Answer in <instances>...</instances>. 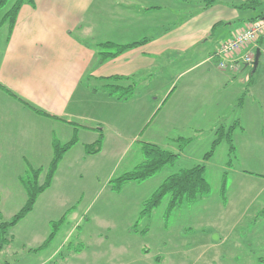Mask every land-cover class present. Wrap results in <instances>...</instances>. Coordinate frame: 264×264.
I'll list each match as a JSON object with an SVG mask.
<instances>
[{"label": "crops", "instance_id": "0c3cea01", "mask_svg": "<svg viewBox=\"0 0 264 264\" xmlns=\"http://www.w3.org/2000/svg\"><path fill=\"white\" fill-rule=\"evenodd\" d=\"M248 1L226 0L224 2L226 7L238 8L248 13L240 19L224 21L225 23L222 22L223 20H218L214 26L222 24L223 31H218L214 26L212 29L215 30L212 31L210 25L213 22L202 25L199 22L200 16L194 18L197 23L192 28L187 27L186 22L178 27L170 26L172 22L161 25L149 24L160 19L159 16L151 17V15L162 12L174 13L179 16V20L187 19L189 16L183 17L185 11L183 7L185 4H190V0H138L135 8L138 10L139 19L127 22L123 15L113 34L99 41L108 40L124 45L128 44L125 40L128 37L137 36L140 40H136L137 44L120 54L102 61L98 60L100 55L96 54L97 50L86 47L78 36L84 29L83 19L86 22L84 24H89L91 21L90 18L81 17L79 13L83 9L86 11L88 7L95 11L93 0H34L33 5L24 3L11 29L6 24H0V192L5 183L8 187L17 184L18 190H15L18 193L24 190L25 196H23L26 200L25 188L20 177L31 167L47 165L54 139L65 142L74 133L77 135V142L64 154L67 156L74 147L78 148V144L91 143L97 138L95 129L78 127L75 130L74 126L60 118L102 128L101 123L105 121L97 115V107L103 103L120 104V118L124 119L128 116V120L134 122L132 125L134 130L139 129L138 131L153 111L155 114L167 104L165 116L171 121L167 124L181 125L182 128L177 130L186 129L196 133L201 132V125L207 121L224 125L228 115L227 109L237 104L240 111L238 110L239 113L234 116V121H237L238 125L231 129L234 151L231 155L229 151L227 153L228 158L222 168L219 193L222 184L226 187L228 181L231 185L238 181L244 187H255L262 192L264 188V67L258 69L253 65H242L234 71L220 70L216 65L217 58L212 57L220 43L244 27L248 21L264 13V0H256L260 5L255 7H241ZM199 3L201 5L199 7H206L202 1ZM258 6L261 7L257 9ZM123 10L125 11V5ZM196 10L199 11L198 8ZM176 19L177 17L173 21ZM142 20L145 23L141 24ZM263 40L264 34L259 36L253 46H250L254 54L256 49L260 51V56L264 54L261 46ZM202 42L206 45L200 46ZM247 67H250L251 71L245 73ZM112 75L124 76L128 79L125 80L127 83L135 85V92L129 99L118 100L101 88L92 90L91 87H101L102 79ZM253 76H256L255 79ZM152 78H159L156 81H161L163 86L151 90L146 99L140 98L142 92L149 88ZM2 87L8 91L6 92ZM142 87L145 89H141ZM156 99L158 101H155ZM24 102L48 115L34 111ZM142 106L151 110L141 114ZM254 107L258 108L257 112H254ZM213 130L211 129L212 132ZM175 135L185 137V134ZM194 135L196 134H192ZM195 138L196 136L192 141L198 140L199 136ZM146 141L153 142L151 139ZM174 141L170 140L172 143ZM40 154H42L41 160L32 158L33 155ZM65 156L62 157L57 171ZM202 157L199 162L202 161ZM229 157H231L230 161ZM183 158L187 156L183 155ZM57 171L50 186L38 194L30 211L38 213L39 219L35 225L31 228L26 227L23 232L33 237V241L39 245L29 249L27 253L37 254L49 248L51 251L49 255L38 264H53L58 255L59 258L64 259L79 253L77 256L79 259L81 253L86 251L92 256L97 257V253H101L102 257H106L107 248L117 249L119 245L103 243L110 234V226L107 223L92 235L93 240H100L95 241L92 249L88 248L91 243L85 245L80 242L67 243V236L61 243L50 246L48 241L55 234L49 240L46 237L51 232L52 222L63 215L65 220L66 214L73 207L62 212L60 216L63 204L81 203L87 196L82 193L75 197L67 196L64 202L60 200L58 197L60 192L56 190ZM78 174L82 175L80 172ZM125 184L136 183L128 181ZM51 193L56 196H51ZM66 193L61 192V194ZM205 197L207 195L192 204L198 203L201 206L203 202L206 203ZM235 198L221 196L216 202L224 210L229 203L235 211ZM263 209L264 205L260 206L258 211L250 213L251 216L249 215L248 223H251V227L246 228H252L248 231L251 236L256 230L252 225L264 222V215L261 214ZM249 210L250 208L246 207L238 209L237 211H241L238 219L246 217ZM80 217L77 222L83 220ZM162 217L164 220L168 219L163 213ZM132 226L129 225L127 228L132 229ZM196 226L201 227L199 224ZM77 228L78 225L68 235ZM81 231H87V228L80 229L79 232ZM126 234L131 238L137 236L136 231L128 233L127 230ZM216 236L217 234L213 235V241L221 239L220 234L218 238H215ZM62 250L66 252L64 256L60 253ZM122 252H124L123 248ZM107 256L109 257V253ZM80 261L81 259L76 262Z\"/></svg>", "mask_w": 264, "mask_h": 264}, {"label": "rangeland", "instance_id": "374dc122", "mask_svg": "<svg viewBox=\"0 0 264 264\" xmlns=\"http://www.w3.org/2000/svg\"><path fill=\"white\" fill-rule=\"evenodd\" d=\"M13 1L10 0L3 9L10 6ZM190 1V4H185L183 7L185 9L183 17L189 16L187 19L179 20V16L174 13L162 12L151 15V17L159 16L160 19L157 22H149V24L157 23L161 25L172 22L170 26L175 25L178 27L186 22L187 27L192 28L197 23L194 18L200 16L199 22L202 25L213 22L210 25V30L214 31L215 29L213 30L212 27L218 20H223L222 22L225 23L224 21L240 19L248 13L238 8L226 7L224 4L226 0ZM199 1H202L206 7H199L201 6ZM93 3L95 11L88 7L87 12L83 9L79 13L81 17L85 16L84 18H90L91 21L89 24H84L86 22L83 19L84 29L80 31L78 36L86 47H93L97 50L96 54L99 56L101 50L99 44L105 42L99 40H105L110 34H113L115 27L118 26V21L122 19L123 15H125L127 22L139 19L138 10L135 8L138 0H93ZM123 5H125V11ZM260 7L256 8L259 9ZM197 8L199 11L196 10ZM3 9L0 10V20ZM175 17L177 19L173 21ZM144 20L149 21L146 18ZM144 20L140 23H145ZM223 27L222 24L214 26L218 31H223ZM125 40L128 44H131L134 43L133 41H139L140 38L137 36L128 37ZM199 45L205 46L206 43L202 42ZM261 46L264 50V40ZM246 51L254 53L251 47ZM262 67H264V54L259 56L257 63L258 69ZM250 71V67L245 69V73ZM255 77L253 76L254 79ZM156 80H159V78H152L149 88L142 92L140 98L146 99L151 90H157L163 86L161 81ZM141 89L145 88L142 87ZM155 101H158V99ZM97 108V115L105 121L101 123L103 137L100 151L93 155H86L84 154L83 145L78 144V148L74 147V150L69 152L67 156L64 155L65 158L56 174L58 185L56 190L60 192L58 195L60 200L64 202L67 196L75 197L82 193L87 196L84 197L81 203L65 204V202L63 204L62 211L59 213L60 216L62 212L73 207L70 208L65 220L58 226L59 229L48 242L50 246H55L67 236V243L80 242L83 245L91 243L88 248L92 249L91 247L95 241H100L93 240L92 235H95L107 223L110 226V234L103 243L119 245L117 249H106L109 257L107 253L106 257H102L101 253H97L96 257L86 251L81 253L79 259L77 258L79 253L70 257L67 256L64 259L59 258L58 255L53 264H264V222H258L255 226L252 225L256 228L252 236L248 234V231L252 228H246L251 227V223H248L250 213L258 211L260 206L264 205V188L262 192H259L255 187H244L238 181L231 185L228 181L224 195L225 198L230 199L236 197L234 201L235 211L229 203L227 209L224 210L216 202L222 195L219 193L222 168H224V164L226 165L228 158L229 143L225 139L216 146L205 165V177L210 188L209 194L205 197L206 203L202 201L201 206L198 203L183 204L171 210L168 219L164 220L162 213L168 201V198L164 197L148 217H140L143 202L151 197L155 188L169 174L186 166H192L201 160V157L210 149L211 142L215 137L213 129L220 123L207 121L201 125V132L198 133L189 132L186 129L177 130L181 129L182 126L167 124L171 121L165 116L167 104H164L155 114L153 111L152 115H149L150 117L142 123L141 130L138 131L139 129L134 130V126H132L134 122L129 121L128 116L124 119L120 118V104L107 105L103 103ZM150 110L149 107L142 106L141 114ZM238 110L237 104L229 107L227 109L228 115L223 124L226 126L231 125L234 116L240 111ZM257 111L258 108L254 107V112ZM175 134H185V137L196 134L194 136L196 138L199 136V139L188 143L173 164L164 166L147 180L143 182L131 181L136 184H123L117 192L111 189L110 180L131 170L132 166L141 162V145L143 142H148L146 140L151 139L153 144L176 152L178 142H170V140L177 138ZM133 136L135 137L133 138ZM231 143H234V141H231ZM183 155L187 158H183ZM32 158L41 160L42 154L33 155ZM42 166L45 167L46 164ZM31 168H38V165ZM79 172L82 175H79ZM39 182H43L42 176ZM15 189L18 190L17 184L14 187H8L6 183L1 189L0 210L4 221L11 220L12 216L18 212L24 203V190L18 193ZM62 191L67 193L61 194ZM52 195L56 196L51 193ZM242 207L250 208V210L246 213L248 214L246 217L238 219L241 211L237 210ZM14 210L15 212H13ZM79 217L83 220L77 222ZM38 219V213L29 212L10 228L9 233L12 241L4 248L3 252L1 251L0 263L6 261L8 264H38L49 255L51 252L49 248L39 251L37 254L27 253L29 249L38 247L39 243L34 242L33 237L23 231L26 227L31 228L35 225ZM135 223L137 224V236L131 238L129 234L127 236L126 231L128 230V233H131L135 230L128 229L127 226L135 225ZM197 224L201 227L198 228ZM77 225L78 228L71 235H68ZM188 226L191 228L189 229ZM85 228H87V231L79 232L80 229ZM144 229L147 230L143 231ZM43 231L47 232L45 229ZM214 234H217V236L220 234L221 239L213 241ZM129 245L132 246L127 247ZM122 248L124 252H122ZM144 250L147 252H143ZM60 253L63 256L64 253L66 254L64 250ZM157 257H160V259ZM80 259L81 261L77 263L76 261Z\"/></svg>", "mask_w": 264, "mask_h": 264}, {"label": "trees", "instance_id": "16d2710c", "mask_svg": "<svg viewBox=\"0 0 264 264\" xmlns=\"http://www.w3.org/2000/svg\"><path fill=\"white\" fill-rule=\"evenodd\" d=\"M9 1L10 0H0V10L3 9ZM33 2L34 0H14L10 6L3 9L4 12L1 17L0 24H6L11 29L16 21L20 7L24 3L33 5ZM257 5H260L259 1L249 0L245 4L241 5V7H255ZM135 44H137V42L124 45L115 44L111 41L102 42L99 44L101 49L99 51V61L114 57ZM125 80L128 79L124 76L112 75L102 79L101 87L91 88L92 90L101 88V90L107 92L116 99L126 100L134 94L135 85L133 83H127ZM3 89L6 92L8 91L5 88ZM24 103L34 111L43 115H48V113L32 107L27 102ZM60 119L69 122L72 126H74L75 130H77L78 127L95 129L97 131V138L91 143L83 144L84 153L89 155L100 151L103 137L102 128L100 126L91 127L73 120L64 118ZM236 125H238L237 121H234V123L229 126L222 124L218 125L214 130L215 137L211 142L210 149L203 155L202 161L194 164L193 166L182 168L172 174H169L155 188L151 197L143 202L140 217H148L151 214V211L161 203L164 197L168 198L166 208L163 212L164 217L167 218L171 210L174 208H177L183 204H191L197 201L200 197L208 195L210 188L209 183L204 175L205 161L212 156L216 146L223 139L229 143V155H231V153L234 151V145L231 143V129ZM193 137L194 136L175 138V141L178 142V150L176 152L162 148L151 142H143L141 145V162L131 168V170L124 172L122 175L110 180L111 189L117 192L121 189L125 182H143L154 176L164 166L173 164L176 161V158L181 154L183 148L192 141ZM77 140L78 138L75 133L65 143H61L57 139H54L52 141L51 157L47 165L45 167L30 168L23 176L20 177L25 188L26 200L18 212L15 213L9 221L3 220L0 210V252L11 242L12 237L9 233L10 228L32 210L38 194L50 186L63 155L77 142ZM230 160L231 157H229V161ZM41 176L43 178L42 183L39 182ZM224 193L225 186L222 184L220 194H222L221 196L223 198H225ZM261 214L264 215V209L261 211ZM64 217L65 215L52 222L51 232L48 235L47 240H49L56 233L58 226L63 222ZM136 223L132 226V229L135 231V227L137 225ZM145 230L147 229H144L143 231ZM47 240L45 242H47ZM0 264L8 263L4 262Z\"/></svg>", "mask_w": 264, "mask_h": 264}, {"label": "built area", "instance_id": "2783aa9c", "mask_svg": "<svg viewBox=\"0 0 264 264\" xmlns=\"http://www.w3.org/2000/svg\"><path fill=\"white\" fill-rule=\"evenodd\" d=\"M264 34V13L248 21L244 27L235 31L231 37L218 45L212 57L217 58L220 70H238L242 65H252L254 53L246 51L253 46L259 36Z\"/></svg>", "mask_w": 264, "mask_h": 264}, {"label": "water", "instance_id": "95a60500", "mask_svg": "<svg viewBox=\"0 0 264 264\" xmlns=\"http://www.w3.org/2000/svg\"><path fill=\"white\" fill-rule=\"evenodd\" d=\"M259 56H260V51H259L258 49H256V52H255V54H254L253 63H252V65H253L254 67L257 66ZM215 238H218V237L216 236Z\"/></svg>", "mask_w": 264, "mask_h": 264}]
</instances>
